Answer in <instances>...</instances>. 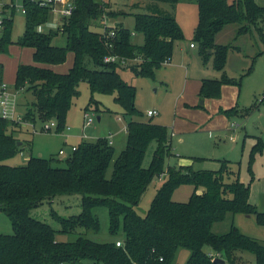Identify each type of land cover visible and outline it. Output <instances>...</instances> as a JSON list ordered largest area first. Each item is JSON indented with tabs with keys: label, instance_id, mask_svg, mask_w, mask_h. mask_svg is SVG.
<instances>
[{
	"label": "trees",
	"instance_id": "obj_1",
	"mask_svg": "<svg viewBox=\"0 0 264 264\" xmlns=\"http://www.w3.org/2000/svg\"><path fill=\"white\" fill-rule=\"evenodd\" d=\"M147 1L175 7L179 0ZM192 1L197 21L190 43L197 46L203 64L211 59L212 68L221 72L218 79L201 80L198 96L218 98L222 85L239 88L241 76L236 79L224 72L229 50L238 48L215 43V36L225 25L234 23L238 25L235 39L255 32L264 46V0ZM0 3L4 18L0 52H5L10 44L33 50V64L17 65L13 84L15 90L25 89L33 96L24 112L26 121L34 123L37 114L42 123L53 120L61 129L80 82H86L90 89L86 110L97 103L94 93L114 94L126 121V144L113 160L107 178L114 149L105 137L81 142L67 157L64 167L52 166L55 157L29 156L21 166L2 163L21 152L22 144L13 134L18 124L0 115V211L10 220L13 231L11 235L0 234V264H171L180 248L189 252L185 264H215L209 252L225 264H249L242 261L241 252L253 254L256 264H264V244L241 232L232 220L226 232L212 230L215 224L236 215L253 216L256 224L264 227V212L249 202L250 183L240 181L239 174L225 159L218 160L220 166L216 170H196L192 165L165 168V159L172 154L168 128L153 123L151 117L146 121L139 119L143 114L135 106L136 88L120 76V71L128 68L135 76L154 77L155 71L170 60L174 43L184 39L172 12L152 3L147 7L148 13L132 14L134 25L130 30L122 24L105 26L103 18L114 17L107 1L73 0L71 15L56 30L43 33L37 27L48 20L49 10L34 0H21L24 30L13 42L16 1ZM90 26L100 31H93ZM136 33L143 37L140 45L132 42ZM58 34L65 37L63 46L52 44ZM68 53H72L73 60L66 72L49 68L64 63ZM254 60L255 57L245 73L252 69ZM90 63L92 68L87 67ZM255 107L243 111L232 107L221 113L227 118L244 117ZM152 141L156 147L144 168L143 159ZM263 147L264 141L255 137L251 157ZM161 176H165L164 181L155 190L145 215L140 216L135 207L152 180ZM182 185L193 187L188 200L173 201V191ZM66 195L80 196L81 210L67 218L53 212L60 225L58 231L30 216V210L44 201ZM95 207L106 208L110 235L121 228V246L115 244L118 240L100 243L83 236L71 242L56 240L57 234H69L77 228L97 232L100 225L92 213Z\"/></svg>",
	"mask_w": 264,
	"mask_h": 264
},
{
	"label": "rangeland",
	"instance_id": "obj_2",
	"mask_svg": "<svg viewBox=\"0 0 264 264\" xmlns=\"http://www.w3.org/2000/svg\"><path fill=\"white\" fill-rule=\"evenodd\" d=\"M5 1V0H4ZM15 13L13 16V27L11 32V40L15 42L24 30V15L21 12V5L19 1L15 0ZM108 2V11L112 12V16L107 15L103 18L105 26L113 27L116 24H122L123 27L132 30L134 19L132 14L148 13L147 7L155 3L160 8L172 12L175 16L176 22L182 30L185 39L176 41L173 50L181 43L189 50L192 60L190 66L194 64L200 65L201 58L198 55L197 46L193 49L188 48L191 42V35L193 26L196 24V6L192 0H179L175 7L166 3L147 1V0H105ZM263 3V1H259ZM125 13L120 15V13ZM59 18L55 15H49L48 20L37 27L38 32L47 33L48 30H56ZM60 25V24H59ZM238 25L230 23L225 25L215 36V43L230 45L236 49H230L224 72L229 77L239 78L241 76V83L239 86L240 97L238 99V110H245L255 104L254 110L244 116H236L234 123L239 125L232 126L227 130L213 133L210 136L211 149L208 153L209 157L215 159L226 158L231 163V169L239 174V180L250 183L249 202L256 206L258 211L264 212V147L262 151L256 152L251 157L252 135L261 136L260 140L264 141V102L261 103L260 97L264 94V46L260 42L257 34L252 32V35H242L235 39V32ZM90 29L96 32L100 28L90 26ZM134 44L140 45L143 43L141 34H134L132 38ZM53 45L63 46L65 44V37L58 34L52 41ZM19 47V48H18ZM20 49V50H19ZM257 53L261 55L256 56ZM252 69L245 73L251 65ZM73 60L72 53H68L64 63L56 65L55 69L66 72ZM33 64L31 58V49L27 47H20L16 44H10L5 52H0V77L1 82L9 86L10 93L8 114H12L13 122L17 123L19 129L13 134L18 142L22 144V151L16 153L13 157L3 161L2 163L10 166H21L25 164L29 156L50 158L57 152L60 147L70 149L71 146L77 147L81 142H95L99 138L107 137L112 141L114 149V158L112 159L107 171L106 177L109 178L112 171L113 160L117 157L126 144V133L124 125L125 118L122 115V108L114 101V94L94 93L93 99L96 104H90L88 110L86 107L90 101V89L86 82H80L77 86L78 95L73 98L70 110L65 116L64 125L61 129L52 126L50 130H44L43 124H49L53 120L42 123L41 119L35 114L34 128L31 123H26L23 116L25 108L34 100L30 92L25 89L15 90L13 87L15 78L14 72L16 65ZM88 68H92V64H87ZM193 67V71H194ZM179 70V69H178ZM201 76L210 78L215 74V70L209 61L207 67L200 69ZM173 72L168 67L161 66L154 73V77L135 76L130 69L126 68L120 71V76L130 85L136 88L135 106L142 112L143 116L140 120H148L150 117L146 116L147 110L155 111L156 114L151 117L153 123L170 125L173 120V102L177 93V86L182 82V72ZM167 83V84H166ZM13 95V96H12ZM264 101V100H263ZM99 117V119H98ZM10 119V118H9ZM27 126V127H26ZM233 129V130H232ZM170 131V129H169ZM245 135V137H244ZM170 136V132H169ZM232 137L233 139H230ZM244 137V139H243ZM176 139V138H175ZM254 143V142H253ZM156 142L152 141L147 149L143 159L142 167L147 168L152 158ZM180 154L181 158H185L189 153H179L173 151L171 156L165 159L164 167L175 166L177 157L174 154ZM68 156L55 158L52 160V166L64 167L65 160ZM187 154V155H185ZM209 160L207 162L212 167L214 164ZM194 169L202 168L195 163ZM165 176L154 178L149 184L148 188L141 197L138 205L135 207L136 212L140 216H144L149 208L150 202L154 197L155 190L164 181ZM193 190L190 185H182L175 189L172 194V200L177 202H186ZM80 196L66 195L60 196L51 202L44 201L41 205L30 210V216L48 224L52 229L58 231L60 229L59 223L53 218L52 213L55 212L58 216L67 218L75 216L80 213ZM92 213L98 218L99 230L97 232L86 231L83 228H77L69 234H57V241L71 242L77 237L83 236L94 242H110L122 241L123 232L119 228L115 235H110L108 231V215L105 207H95ZM231 216H228L223 222L217 223L212 230L216 233L226 232L231 224ZM248 220L252 223V236L264 240V227L255 226L257 224L253 216ZM239 221V218L234 217ZM233 222V221H232ZM240 228L242 223L239 224ZM237 227V226H236ZM258 227V228H257ZM238 228V227H237ZM239 229V228H238ZM13 233L11 222L6 215L0 211V234L11 235ZM250 235V236H251ZM251 236V237H252ZM243 253L244 262L249 264H256L253 254L248 252ZM187 249L180 248L174 254L171 264H184L187 255ZM83 264H94L89 261Z\"/></svg>",
	"mask_w": 264,
	"mask_h": 264
},
{
	"label": "crops",
	"instance_id": "obj_3",
	"mask_svg": "<svg viewBox=\"0 0 264 264\" xmlns=\"http://www.w3.org/2000/svg\"><path fill=\"white\" fill-rule=\"evenodd\" d=\"M196 21H197V10H196ZM194 27L195 25L193 26V29ZM182 44L183 43H181L180 46H176V48L173 50L172 57L170 58V60L167 63L163 64L164 66L168 67V70L172 69L173 72L177 71L178 73L177 76L179 75V71L182 72V82L179 87L177 86V93L175 95L173 102V120L170 122V125L168 127L166 125L164 126L168 128V131L170 129L169 137H170L171 151L172 152L177 151L179 153H189L188 155L185 154L187 155L184 156L185 158H181L180 154L173 153L174 156L177 157V162L175 166L192 165L193 167L194 164L197 163L200 165V167H202L199 169L216 170L220 166V163L218 162L219 159L206 156L208 155V153H210L209 151L211 150L209 149L210 136L212 137L213 133L215 132H219L223 130L225 131L227 129L230 130L232 126L239 125L238 123L236 124L233 122L236 116L233 118H227L221 113V110H227L232 107L238 108L237 105H238V99L240 97V91L239 88L235 85L225 84L221 86L220 95L218 98L200 99L198 96V92L201 86V80L206 78L204 76H201L200 69L202 67H207L209 61L211 62V59L205 64H203L201 61L200 65L194 64V66H190L189 68V63L192 60V56H190L189 50L187 49V47H185V43L184 45ZM188 45H189L188 46L189 49L195 48V46L193 47L190 46L191 43H189ZM32 52L33 50L31 49V58H32ZM19 64L20 63H18L17 65ZM211 66H212V62H211ZM16 67H15V71H16ZM55 67L56 65L50 66L49 68H51L55 72L62 73L61 71L55 69ZM193 67L195 68L194 71H193ZM215 72L216 73L212 74L210 78L218 79L220 77L221 72H218L216 70ZM14 78H15V72H14ZM8 90H11L9 86H8ZM263 102L264 101H261V103ZM31 126L34 128V123H31ZM19 128L20 127H17L16 130ZM124 131L126 133V124L124 125ZM255 137L262 138L261 136L252 135L253 142H255ZM230 139L233 138L230 137ZM253 142L252 145L254 144ZM110 144L112 145V141H110ZM71 147L70 149H64L63 147H60L57 150V152L53 154V156L56 159L59 157L68 156L70 152H72ZM60 150L64 151V154L61 156L58 154ZM191 157H200V158H204L205 160L195 162L191 160ZM221 159L228 160L226 158H221ZM209 160H212L211 162L214 163L212 164L213 165L212 167H210V164L207 163L209 162ZM198 193H201V190H198ZM236 216L237 218H239V221L237 222L236 226L239 228L241 232L250 236L252 234V232H250L252 231V223H249L248 220L251 219L252 217L245 215H236ZM234 217L232 223H235V221L237 220L234 219ZM240 223H242L241 227L243 228H240L239 226ZM255 239H257L262 244H264V240L259 238H255ZM241 259L242 261H245L243 260V255H241Z\"/></svg>",
	"mask_w": 264,
	"mask_h": 264
},
{
	"label": "built area",
	"instance_id": "obj_4",
	"mask_svg": "<svg viewBox=\"0 0 264 264\" xmlns=\"http://www.w3.org/2000/svg\"><path fill=\"white\" fill-rule=\"evenodd\" d=\"M40 7L47 8L49 10V14L55 15L57 18H59V21L57 23V26L61 24L63 20H66L72 13L74 5L73 0H34ZM21 12L23 13V10L21 9ZM58 28V27H57ZM4 30V18L2 15V4L0 3V39L2 37ZM193 47V45H190ZM106 60H113V58H106ZM13 96V95H12ZM9 99H10V93L8 92V86L5 83H0V115L5 118H10L13 120L12 114H8V106H9ZM264 100V94L260 97V102ZM147 117H152L156 114L155 111H147ZM45 125V126H44ZM44 130H50L52 126H56V123L52 121L49 124H43ZM110 142V141H109ZM76 149V147H71V151L73 152ZM58 154L61 156L64 154L63 150H60ZM117 246H121V241H116L115 243ZM209 257L216 258L217 255H214V253L209 252Z\"/></svg>",
	"mask_w": 264,
	"mask_h": 264
},
{
	"label": "water",
	"instance_id": "obj_5",
	"mask_svg": "<svg viewBox=\"0 0 264 264\" xmlns=\"http://www.w3.org/2000/svg\"><path fill=\"white\" fill-rule=\"evenodd\" d=\"M18 144H20V142H18ZM213 263H215V264H225L224 260H222L221 258H218V257L213 259Z\"/></svg>",
	"mask_w": 264,
	"mask_h": 264
}]
</instances>
